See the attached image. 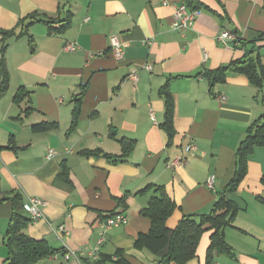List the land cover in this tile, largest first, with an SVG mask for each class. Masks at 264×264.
I'll list each match as a JSON object with an SVG mask.
<instances>
[{"label": "crops", "instance_id": "0c3cea01", "mask_svg": "<svg viewBox=\"0 0 264 264\" xmlns=\"http://www.w3.org/2000/svg\"><path fill=\"white\" fill-rule=\"evenodd\" d=\"M190 1L0 0V64L9 75L0 97V264L9 257L15 195L46 202L44 217L24 229L58 254L39 264H71L68 251L76 264H157L154 253L136 244L151 229L140 212L153 191L138 194L149 186L162 187L176 204L169 229L212 211L235 175L249 128L264 122V106L245 75L229 72L211 85L207 74L242 59L252 47L243 43L251 41H258L264 64V0ZM181 3L202 11L185 34L172 27ZM224 31L237 41L221 42ZM113 36L125 44L122 59L110 50ZM69 43L75 52L65 51ZM166 86L174 101L172 139L161 127ZM20 88L28 94L16 104ZM46 122L53 126L41 127ZM189 144L196 146L191 154ZM49 150L56 156L49 159ZM178 157L187 162L174 167ZM229 197L240 208L226 231L236 257L214 252L211 264H264V148L254 150ZM122 198L127 205L119 204ZM120 213L128 223L102 234L106 220ZM60 225L67 230L62 238ZM210 242L211 232L204 233L188 264H207Z\"/></svg>", "mask_w": 264, "mask_h": 264}, {"label": "trees", "instance_id": "16d2710c", "mask_svg": "<svg viewBox=\"0 0 264 264\" xmlns=\"http://www.w3.org/2000/svg\"><path fill=\"white\" fill-rule=\"evenodd\" d=\"M195 8L199 9L198 7ZM66 26L67 22L63 23L60 31ZM50 29L59 30V28L53 29V27ZM238 42H240L239 38ZM257 42L243 43L245 47L250 44L252 47L246 50L242 59L232 62L228 67L222 68L216 74L214 73L215 75L207 74V77L211 80V85H214L216 82L224 81L229 72L245 75L250 83L262 93L264 106V64L259 54L260 48L255 45ZM3 68H5L3 64H0V97L8 91L9 87V75ZM85 89L86 87H83L82 93L76 100L75 118L79 114ZM22 90L20 88L14 96L16 104H20L23 95L28 94ZM162 96L166 103V120L161 127L168 132L170 139H172L174 136L172 123L174 101L167 86L163 88ZM33 110L35 109L33 108ZM28 111L27 109L26 112ZM51 126L53 125L47 122L41 125L43 128ZM259 147L264 148V122L257 121L249 128L246 138L240 144L236 153L237 169L235 175L217 198L212 211L209 214L201 215L198 219L193 216H186L180 220L174 229H169L166 222L175 211L176 204L168 197L163 188L149 186L140 191L138 194L153 191L147 206L140 212L141 216L150 220L151 229L147 234H140L136 244L154 253L158 258L157 264H188L196 257L198 244L203 234L211 232L207 264L212 263L214 252L235 258L234 250L226 241V231L234 227V221L240 212V208L229 196L237 192L247 175L249 159L254 150ZM91 155L102 156V152ZM104 156L108 157V155ZM3 200L5 199H0V202ZM10 200L13 203V215L6 234L5 242L9 250V257L5 264H36L54 254L46 241H36L24 233V229L32 223V219L23 210L25 202L21 195H15ZM118 201L121 206L127 205L126 198Z\"/></svg>", "mask_w": 264, "mask_h": 264}, {"label": "built area", "instance_id": "2783aa9c", "mask_svg": "<svg viewBox=\"0 0 264 264\" xmlns=\"http://www.w3.org/2000/svg\"><path fill=\"white\" fill-rule=\"evenodd\" d=\"M202 14V11L200 10H190V8L187 6L186 3H181L180 5L175 7V14L172 21V27L179 31L182 34H185L187 31H189L193 25V23L196 21L198 17H200ZM219 40L223 42L226 45H231L232 43L237 41V37L234 33L224 31L221 33ZM125 44L120 42V40L113 36L110 38V50L114 54V56L117 59H122L123 57V51H124ZM77 45L75 43H69L65 47L66 52H75L77 50ZM147 69H151V66H148ZM130 78L134 81H137V77L135 75L130 76ZM225 97H222L221 99H224ZM196 146L194 144H189L186 148V153L191 154L195 152ZM54 156H56V152L54 150H49L48 152V158L51 159ZM187 159L178 157L173 162L174 167H179L184 164H186ZM214 178L212 177L209 180L208 185L211 186L213 183ZM46 205V202L40 198H28L27 201L23 205V210L26 214H28L33 222L38 221L39 219L44 217V214L42 212V207ZM128 223L127 217L120 213L110 216L106 222L105 225H103L102 234L107 229H110L111 227L118 226V225H125ZM56 233L60 238H62L65 234H67V230L64 225H60L57 230L55 229ZM103 235V236H104ZM104 242V239L100 241L102 244ZM90 256L97 257V251L90 253ZM58 258V254L54 253L51 255L52 260H56ZM64 258L67 261H72L71 264H76V260L79 261L77 258L75 252L68 251L65 252ZM73 259V260H72Z\"/></svg>", "mask_w": 264, "mask_h": 264}, {"label": "rangeland", "instance_id": "374dc122", "mask_svg": "<svg viewBox=\"0 0 264 264\" xmlns=\"http://www.w3.org/2000/svg\"><path fill=\"white\" fill-rule=\"evenodd\" d=\"M37 264H39V263H37Z\"/></svg>", "mask_w": 264, "mask_h": 264}]
</instances>
